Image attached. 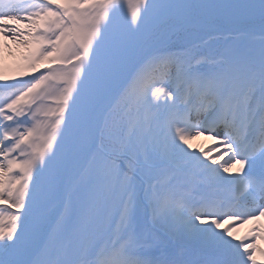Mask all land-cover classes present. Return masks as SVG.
Here are the masks:
<instances>
[{
  "label": "snow or ice",
  "instance_id": "1",
  "mask_svg": "<svg viewBox=\"0 0 264 264\" xmlns=\"http://www.w3.org/2000/svg\"><path fill=\"white\" fill-rule=\"evenodd\" d=\"M7 41L0 264H264V0H0Z\"/></svg>",
  "mask_w": 264,
  "mask_h": 264
},
{
  "label": "rangeland",
  "instance_id": "2",
  "mask_svg": "<svg viewBox=\"0 0 264 264\" xmlns=\"http://www.w3.org/2000/svg\"><path fill=\"white\" fill-rule=\"evenodd\" d=\"M7 43H8V45H9V48L12 50V53H13V54H9V48H5V49H3V50H0V56L3 57L4 55H10V56L12 57L11 59H9L8 57L5 58V59H3V64H4V66H5L6 71H9V72H10L11 69H12L13 62H14V61H18V59H19V52L16 50V47H15L14 45H12L11 41H7ZM20 51H23V50L21 49ZM10 56H9V57H10ZM203 138H205V137H203V136L195 137V138L191 141V143L194 145L195 148H198L199 145H196L198 142H199L200 144L207 143L206 140H202ZM261 223L264 224V218L261 219ZM243 226H247V227H249L250 225H249V224H243V225H241L240 227H238V228L235 229V234H237L236 232H237L241 227H243ZM258 243H260V242H258Z\"/></svg>",
  "mask_w": 264,
  "mask_h": 264
},
{
  "label": "bare ground",
  "instance_id": "3",
  "mask_svg": "<svg viewBox=\"0 0 264 264\" xmlns=\"http://www.w3.org/2000/svg\"><path fill=\"white\" fill-rule=\"evenodd\" d=\"M9 56H10V55H4V56H3V59H5V58H7V57H8L9 59H11L12 57H11V56L9 57Z\"/></svg>",
  "mask_w": 264,
  "mask_h": 264
}]
</instances>
